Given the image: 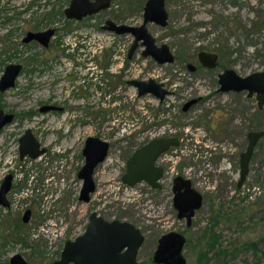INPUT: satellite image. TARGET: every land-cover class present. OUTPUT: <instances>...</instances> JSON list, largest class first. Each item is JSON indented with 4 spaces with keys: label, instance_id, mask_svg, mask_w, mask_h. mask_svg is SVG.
<instances>
[{
    "label": "rangeland",
    "instance_id": "374dc122",
    "mask_svg": "<svg viewBox=\"0 0 264 264\" xmlns=\"http://www.w3.org/2000/svg\"><path fill=\"white\" fill-rule=\"evenodd\" d=\"M68 2L0 0V75L9 62L23 64L16 85L0 93V108L14 113V120L0 130V179L12 171L15 184L9 195L14 204L0 215V264H9L14 252L32 264H49L59 257L64 240L85 229L91 211L140 227L145 235L138 253L141 264H157L151 260L157 239L172 229L186 236V264H264V137L254 148L244 186L236 188L246 133L252 124L264 128V107L258 110L255 98L247 101L242 94L218 90L224 67L246 74L264 66V0H165L167 24L147 23L155 38L177 55L163 64L143 57L140 50L127 61L132 34L101 28L111 16L124 23L142 22L135 0L82 21L65 20L62 10ZM53 10L56 15L47 17ZM54 25L58 30L47 47L22 43L27 30ZM69 41L80 48H68ZM202 47L220 51L218 65L189 71L184 59L193 61ZM72 53L73 59L66 55ZM76 75L81 79L72 81ZM131 77H154L173 92L162 101L149 93L138 96L127 82ZM194 96L202 99L183 110L182 104ZM51 102L63 104L64 110L38 111ZM125 121L129 124L122 125ZM27 127L48 146L39 158L19 157V136ZM154 133L179 136L176 161L164 159L161 188L145 182L125 187L121 175L128 156ZM88 135L108 140L109 150L95 168L92 198L83 202L77 171ZM221 143L233 150L228 158H221ZM58 148L65 150L61 173L55 161ZM210 150V157L203 156ZM176 171L203 194L189 226L172 203ZM58 174L63 175L60 180ZM257 186L260 193L250 199ZM240 191L246 192L241 196ZM24 207L32 209L26 223L19 220ZM15 222L26 242L13 238Z\"/></svg>",
    "mask_w": 264,
    "mask_h": 264
},
{
    "label": "water",
    "instance_id": "95a60500",
    "mask_svg": "<svg viewBox=\"0 0 264 264\" xmlns=\"http://www.w3.org/2000/svg\"><path fill=\"white\" fill-rule=\"evenodd\" d=\"M110 0H70L64 12L68 17L80 19L85 15L96 13L107 7ZM168 18L165 0H146L143 9V20L138 25L127 23H117L107 18L102 27L115 33H132L134 40L129 48L128 55L137 45H142V54L152 56L158 63L171 62L174 59L173 52L168 43H156L155 36L147 27L148 21H153L160 25H166ZM53 29L38 31H28L24 40L36 38L47 44ZM217 53L213 51L200 50L198 52L199 61L206 66H214ZM188 66H193L189 63ZM21 63L10 62L6 64L0 77V90H4L15 84V78L19 74ZM127 82L137 88L138 96L150 93L163 100L172 91L165 87L162 81L154 77L147 79L129 78ZM218 90H248L249 94L256 93L258 104L264 103V69L253 71L247 75L238 74L233 68L226 67L218 74ZM198 97H191L186 100L182 109L196 102ZM56 107L46 104L41 107L47 110ZM13 117V113L5 112L0 108V128ZM264 135V129H252L248 131V143L241 151L239 158V178L240 186L249 171V163L253 149L257 140ZM179 138L174 135H161L152 137L136 147L126 160V169L121 176L124 183L133 185L140 181L147 182L153 188L161 187L159 182L163 175V167L156 163L158 156L171 145H177ZM109 142L95 135H89L85 139L82 149L84 163L78 171V176L82 179L79 191V199L87 202L91 192L95 189L93 177L94 167L98 162L104 160L107 155ZM45 146H41L39 140L27 128L19 138V154L31 157L38 156L45 151ZM12 175L6 174L1 180L0 203L8 205L6 192L11 186ZM173 204L177 209L179 218L186 217L190 224L191 218L203 202V194L197 189L189 177L181 174L175 175L173 179ZM31 210L27 208L23 213L24 221L29 219ZM185 236L176 230H170L162 234L158 239L157 249L154 255L156 262L166 264H186V259L182 253ZM143 242V235L139 228L127 220L118 218L105 219L102 215L91 211L85 229L74 238L66 239L60 251L59 258L52 264H140L136 260L138 247ZM10 264H30V262L20 253L14 252L10 256Z\"/></svg>",
    "mask_w": 264,
    "mask_h": 264
},
{
    "label": "flooded vegetation",
    "instance_id": "af4514ba",
    "mask_svg": "<svg viewBox=\"0 0 264 264\" xmlns=\"http://www.w3.org/2000/svg\"><path fill=\"white\" fill-rule=\"evenodd\" d=\"M70 1V0H69ZM121 1H124V0H110V3H109V5L107 6V7H105V8H103V9H101V10H99L98 12H96V13H92V14H88V15H85V16H83L82 18H80V19H77V18H73V17H68L66 14H65V12H64V9H65V7L68 5H66L64 8H63V10H62V12L64 13V18H65V20L66 21H82L83 19H85V18H91V17H93V15H96L97 13H99L100 11H106V10H109V9H112L113 7V9L112 10H114V11H117L118 10V8L120 7L119 5H120V3H121ZM136 1V5H137V8H140V10H142L143 11V9H144V4H145V1L146 0H135ZM140 1H142L141 3H140ZM69 3V2H68ZM166 7V6H165ZM1 10V9H0ZM30 10V8H28L26 11H29ZM167 13H168V11H167ZM54 15H56L55 14V10H53V11H51V12H47V17H54ZM108 18H110V19H112V20H114L115 22H117V23H124V22H120L119 20H117L116 18H114L113 16H111V17H108ZM107 19V18H106ZM105 19V20H106ZM105 20H104V22L101 24V28L102 29H104V30H107L106 28H104V27H102V25L103 24H105ZM148 22H153V21H148ZM147 22V23H148ZM167 22H168V18H167ZM141 23V22H140ZM155 23V22H154ZM127 24H131V23H127ZM139 24V23H138ZM138 24H132V25H138ZM157 24V23H156ZM167 24V23H166ZM255 25L256 24H258V22H256V23H254ZM158 25H160V24H158ZM161 26H163V25H161ZM165 26V25H164ZM49 28H51V29H53V32L51 33V35L49 36V39H48V42H47V44H44L43 42H41L40 40H38V39H36V38H31L30 40H24V37L26 36V34H27V32L28 31H38V30H44V29H49ZM57 30H58V28H57V26H52V27H46V28H42V29H34V30H32V29H30V30H27L26 31V33H25V35L23 36V38H22V40H23V44H27L29 41H37L38 43H40V45H42V46H44V47H47L48 45H49V43H50V40L53 38V37H55L56 36V32H57ZM107 31H109V30H107ZM112 32H114V31H112ZM247 32V31H246ZM130 33V32H129ZM116 34H124V33H116ZM132 34V33H131ZM132 36H133V34H132ZM156 39V38H155ZM133 40H134V36H133V39H132V42H133ZM132 42H131V44H132ZM156 43L157 44H160V43H163V42H159L157 39H156ZM167 43V42H166ZM130 44V45H131ZM170 46V45H169ZM70 47H72L73 49L74 48H76V47H78V48H80V45L78 46V43H74V45L72 46H69L68 48H70ZM67 48V49H68ZM129 48H130V46H129ZM129 48H128V51H127V61L129 60V59H131L139 50H140V54L143 56V57H147V56H149V57H151L155 62H157L152 56H150V55H147V56H144L143 54H142V49H143V46L142 45H137L136 47H135V49L132 51V54L129 56L128 55V53H129ZM170 48H171V46H170ZM259 49L260 48H256V49H254L253 50V52L255 51V52H257V51H259ZM200 50H206V51H213V52H216L217 53V58H216V63H215V65L214 66H206V65H203L200 61H199V59H198V52L200 51ZM263 49H261V51H262ZM171 51L173 52V55H174V59H173V61L177 58V55L174 53V51H173V49L171 48ZM259 53V52H258ZM66 55H68V57H70L71 59H73V57H74V53H72V54H66ZM95 55V54H94ZM221 56V53H220V51L218 50V49H213V48H208V47H202V48H200V49H198L195 53H194V59H193V61H190V60H188V59H184V62H185V65H186V68L189 70V71H194V72H197L198 70H201V69H209V68H214V67H216L217 65H218V60H219V57ZM84 58H86V57H84ZM88 58V57H87ZM173 61H171V62H164V63H172ZM56 62V61H55ZM10 63V62H9ZM19 63H21V62H19ZM60 64L62 63V62H59ZM82 63V62H81ZM158 63V62H157ZM191 64L193 67L192 68H190L189 66H188V64ZM8 64V63H7ZM63 64V63H62ZM64 64H65V62H64ZM159 64H163V63H159ZM6 66V65H5ZM22 67H23V64L21 63V69H20V71H19V74L16 76V78H15V84L13 85V86H11V87H8V88H6V89H4V90H0V93L2 92V91H6V90H8V89H10V88H13L15 85H16V83H17V79H18V77H19V75H20V73L22 72ZM5 68V67H4ZM88 68H91L90 66L88 67ZM224 68H226V67H224ZM223 68V69H224ZM232 68V67H231ZM222 69V70H223ZM234 69V68H233ZM264 69V66L261 68V69H257V70H253V71H258V70H263ZM221 70V71H222ZM235 70V69H234ZM3 71H4V69H3ZM3 71H2V73H3ZM96 75L98 74V70L96 69ZM220 71V72H221ZM236 72H237V70H235ZM253 71H250V72H248V73H246V74H240L239 72H237L238 74H240V75H247V74H249V73H251V72H253ZM2 73H1V75H2ZM82 74V73H81ZM80 74V75H81ZM86 74V73H85ZM219 74V73H218ZM1 75H0V77H1ZM80 75H76V76H73L72 78H71V80L73 81V80H76L77 79V77H79L80 79H81V76ZM79 79V80H80ZM82 82L83 81H79V83L80 84H82ZM85 88V86H82V88ZM166 87V86H165ZM169 89V88H168ZM219 91H222V90H219ZM227 91H230V92H233L234 94H242L243 96H244V99L245 100H247V101H249V100H251L252 98H255V100H256V106H257V109L259 110V109H263V107H264V103L261 105V106H259V104H258V99H257V97H256V93L255 92H253L252 94H249L248 93V90H246V89H244V90H239V91H237V90H226V91H222V92H227ZM88 95V94H87ZM168 95V94H167ZM194 97H198V100L196 101V102H194V103H192L188 108H190L193 104H195V103H197L200 99H202V97L201 96H194ZM188 100V99H187ZM46 104H52V105H55L56 107H54V108H50V109H47V110H42L41 109V107L43 106V105H46ZM64 105L63 104H60V103H56V102H51V103H45V104H42V105H40L39 107H38V111L39 112H41V113H44V112H48V111H56V112H59V111H62V110H64ZM2 109V108H1ZM4 110V109H3ZM187 110V109H186ZM5 112H10V113H13V112H11V111H5ZM14 120V113H13V117H12V119L10 120V121H8V122H6L1 128H0V130L6 125V124H8V123H11L12 121ZM127 123H129V121H125V122H123V124L122 125H124V124H127ZM62 125V124H61ZM27 128H31V127H27ZM26 128V129H27ZM25 129V130H26ZM252 129H264V128H259L257 125H254V124H252V125H250L249 126V130L248 131H250V130H252ZM24 130V131H25ZM32 130V129H31ZM248 131H247V133H246V136H247V139H248ZM33 132V131H32ZM24 133V132H23ZM22 133V134H23ZM34 133V132H33ZM21 134V135H22ZM20 135V136H21ZM35 135V134H34ZM165 135H171V134H165ZM165 135H163V136H165ZM20 136H19V138H20ZM36 136V135H35ZM89 136V135H88ZM96 136V135H95ZM178 138H179V136L178 135H176ZM99 137V136H98ZM262 137H264V135H262L258 140H257V143H258V141L262 138ZM101 138V137H100ZM38 139V138H37ZM86 139V138H85ZM103 139V138H102ZM150 139V138H149ZM148 139V140H149ZM106 140V139H105ZM108 141V140H107ZM147 141V140H146ZM179 141H180V138H179ZM40 142V141H39ZM109 142V141H108ZM84 143H85V140H84ZM257 143H256V145H257ZM41 144V143H40ZM255 145V146H256ZM41 146H45V151H43L42 153H40L38 156H35V157H31L30 155H28V154H25L24 156H28V157H31V158H39L42 154H45L46 153V151L48 150V146L47 145H42L41 144ZM140 146V145H139ZM179 146V143L177 144V145H171L167 150H165V151H163L159 156H158V158H157V160H156V163L157 164H159V165H161L162 167H163V175H162V177L160 178V180H159V182L161 183V187H162V179H163V177H164V173H165V166H166V164H165V166H164V159L166 158L167 159V156L166 155H163V153H169L173 148H175V147H178ZM83 147H84V145H83ZM255 148V147H254ZM83 149V148H82ZM18 150H19V146H18ZM108 150H109V146H108ZM253 151H254V149H253ZM55 152H56V157H55V161H57V169H58V173H61L62 172V169H61V167H62V155H63V153L65 152V150L64 149H60V148H58V149H56L55 150ZM232 152H233V150H232ZM83 153V152H82ZM177 153V151L175 152V154ZM241 153V152H240ZM107 154H108V151H107ZM23 156V157H24ZM84 156V155H83ZM19 157H20V154H19ZM23 157H20V158H23ZM106 157H107V155H106ZM105 157V158H106ZM104 158V159H105ZM240 158V157H239ZM103 161V160H102ZM102 161H100V162H98L97 163V165L94 167V171H95V168L98 166V164H100ZM161 162H163V163H161ZM84 163V162H83ZM58 165H60L59 167H58ZM83 165V164H82ZM81 165V166H82ZM81 168V167H80ZM79 168V169H80ZM79 171V170H78ZM78 171H77V176H78ZM94 171H93V177H94ZM8 173H10L11 175H12V179H11V186H10V188H9V190L6 192V198H7V200H8V205H2L1 203H0V215L1 214H4L3 212H4V210H7V211H9V209H11V207H12V205L14 204L13 203V200L10 198V192H11V190L12 189H15V184H14V174H13V172L12 171H10V172H7L6 174H8ZM5 174V175H6ZM177 174H179V173H177ZM177 174H174V176H173V178H172V185L171 186H173V179H174V177H175V175H177ZM248 174V173H247ZM4 175V176H5ZM182 175V174H181ZM58 176H59V180L63 177V175H60V174H58ZM122 176V175H121ZM184 176V175H183ZM246 177H247V175H246ZM78 178L79 179H81L79 176H78ZM239 178V177H238ZM3 178H1L0 179V185H1V180H2ZM121 181H122V179H121ZM245 181V180H244ZM243 181V183L240 185V186H238V184H237V182H236V188L237 189H240L241 190V187L242 186H244V182ZM94 182H95V188H96V181H95V179H94ZM145 181H140V182H137V183H135V184H139V183H144ZM148 186H150L147 182H145ZM122 184L123 185H127V186H133V185H135V184H133V185H128V184H126V183H124L123 181H122ZM81 185H82V179H81ZM151 187V186H150ZM161 187H159V188H161ZM80 188H81V186H80ZM153 188V187H152ZM155 189V188H154ZM80 191V190H79ZM94 191H95V189H94ZM93 191V192H94ZM172 191H173V189H172ZM93 192H91V194L93 193ZM241 192V191H240ZM91 194H90V199H89V201L91 200V198H92V196H91ZM241 196H243V194L241 193ZM78 198H79V194H78ZM251 199V198H250ZM80 200V199H79ZM81 201V200H80ZM89 201H87V202H89ZM84 202V201H83ZM172 203H173V196H172ZM202 205V204H201ZM173 206H174V204H173ZM175 207V206H174ZM27 208H30V207H24L23 208V212H22V214H20V221L22 222V223H26V222H28L29 221V219H30V217H31V213H32V209L30 208V210H31V213H30V216H29V219L27 220V221H24V219H23V213H24V211L27 209ZM176 211H177V209H176ZM196 211V210H195ZM96 212V211H95ZM97 213V212H96ZM98 214V213H97ZM176 214H177V212H176ZM195 214V213H194ZM194 216V215H193ZM192 216V217H193ZM104 217V216H103ZM177 217H178V215H177ZM105 218V217H104ZM179 218V217H178ZM181 218H185V220H186V225L187 226H189L190 224H191V222H190V224H188L187 223V219H186V217H181ZM105 219H107V218H105ZM113 219V218H112ZM119 219V218H118ZM88 220H89V216H88ZM110 220V219H109ZM122 220H125V219H122ZM127 221H129V220H127ZM191 221H192V218H191ZM131 222V221H130ZM131 223H133V222H131ZM134 224V223H133ZM87 225V224H86ZM135 225V224H134ZM20 225H19V223L18 222H15L14 223V225H13V227L12 228H14V230H15V232H14V234H12V236H13V238L14 239H19L20 238V240L21 241H24V242H26V240H25V238L23 237V236H21V235H19L18 234V232H17V230L20 228L19 227ZM86 227V226H85ZM135 227H137V228H139V230H140V232L142 233V235H143V242H144V239H145V235H144V233H143V231L140 229V227L139 226H137V225H135ZM173 230V229H172ZM168 231H170V230H168ZM177 231V230H176ZM167 232V231H166ZM179 232H181V231H179ZM60 233V232H59ZM165 232H163L162 234H164ZM184 236H185V234L183 233V232H181ZM161 234V235H162ZM78 235V234H77ZM160 235V236H161ZM159 236V237H160ZM5 237V236H4ZM159 237H158V239H159ZM6 239V238H5ZM69 239V238H68ZM71 239V238H70ZM158 239H157V244H156V247L154 248V250H153V253H152V255H151V260H152V262H154V263H157V264H166L165 262H156L155 260H154V255H155V252H156V249H157V245H158ZM49 241H51V240H49ZM64 242H65V240H64ZM64 242H63V244H64ZM143 242H142V244H143ZM185 242H186V236H185V241H184V243H183V247H184V244H185ZM142 244L138 247V250H137V255H136V260L141 264V262H140V260H139V258H138V253H139V249H140V247L142 246ZM62 247H63V245H62ZM62 247H61V249H62ZM183 247H182V253H183ZM61 249H59L57 252H59V251H61ZM21 253V252H20ZM60 253V252H59ZM13 254V253H12ZM11 254V255H12ZM22 254V253H21ZM10 255V256H11ZM23 255V254H22ZM60 255V254H59ZM24 256V255H23ZM25 257V256H24ZM185 257V256H184ZM26 258V257H25ZM59 258V257H58ZM58 258H56V259H58ZM27 259V258H26ZM56 259H54V260H52L49 264H52ZM186 259V258H185ZM28 260V259H27ZM8 261H9V264H10V257L8 258ZM29 261V260H28ZM30 262V261H29ZM30 264H32L31 262H30ZM69 264H71V263H69Z\"/></svg>",
    "mask_w": 264,
    "mask_h": 264
},
{
    "label": "built area",
    "instance_id": "2783aa9c",
    "mask_svg": "<svg viewBox=\"0 0 264 264\" xmlns=\"http://www.w3.org/2000/svg\"><path fill=\"white\" fill-rule=\"evenodd\" d=\"M69 43L72 45V41H69ZM131 78H136V77H131ZM171 90V89H170ZM172 91V90H171ZM173 92V91H172ZM171 92V93H172ZM156 97V96H155ZM158 98V97H157ZM159 99V98H158ZM160 101H162V100H160ZM127 124H129V123H127ZM127 124H124V125H127ZM156 136H161V135H159L158 133H154L153 134V136L152 137H156ZM151 137V138H152ZM213 147V149L214 150H216L217 148H216V146H212ZM178 147H175V148H173L169 153H163V155H166L167 156V159H169V160H171V161H176V159H177V156H178V154H175V152L176 151H178V149H177ZM182 150H184V147L183 148H181V151ZM218 150L221 152V158L222 159H225V158H228V155L230 154V153H232V148H231V146L228 144V143H221V145H220V148H218ZM212 150H210V151H206V153L203 155V156H206V158H208V157H210L211 155H212ZM207 154V155H206ZM174 157H176V159L174 158ZM207 165L209 166V163H207ZM209 168H210V166H209ZM178 172L176 171L175 172V174H177ZM187 177V176H186ZM125 187H130V186H127V185H124ZM254 190V189H253ZM249 191V190H248ZM246 192V191H245ZM245 192L243 191V192H241L243 195L245 194ZM260 193V187H256V189H255V192L253 193V192H250L248 195H249V197L250 198H253L254 196L253 195H258ZM247 195V196H248ZM57 230V229H56ZM60 232V229H58L56 232H55V235H57L58 233Z\"/></svg>",
    "mask_w": 264,
    "mask_h": 264
},
{
    "label": "trees",
    "instance_id": "16d2710c",
    "mask_svg": "<svg viewBox=\"0 0 264 264\" xmlns=\"http://www.w3.org/2000/svg\"><path fill=\"white\" fill-rule=\"evenodd\" d=\"M142 1H140V3H141ZM214 240H215V237L214 238H212L210 241H209V243H210V245H214ZM220 252H224V250H222V249H219V253ZM206 255V253L205 252H202V256H205Z\"/></svg>",
    "mask_w": 264,
    "mask_h": 264
}]
</instances>
